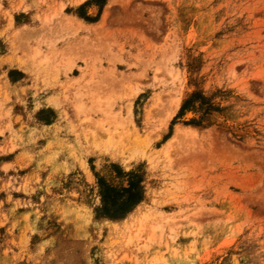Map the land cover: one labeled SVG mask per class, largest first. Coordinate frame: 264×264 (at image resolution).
<instances>
[{
    "label": "rangeland",
    "instance_id": "1",
    "mask_svg": "<svg viewBox=\"0 0 264 264\" xmlns=\"http://www.w3.org/2000/svg\"><path fill=\"white\" fill-rule=\"evenodd\" d=\"M0 264H264V0H0Z\"/></svg>",
    "mask_w": 264,
    "mask_h": 264
},
{
    "label": "trees",
    "instance_id": "2",
    "mask_svg": "<svg viewBox=\"0 0 264 264\" xmlns=\"http://www.w3.org/2000/svg\"><path fill=\"white\" fill-rule=\"evenodd\" d=\"M120 170V169H119ZM127 176L128 185L118 187L98 176L101 194L99 213L111 219H120L131 212L143 199L144 191L139 175L134 171H120Z\"/></svg>",
    "mask_w": 264,
    "mask_h": 264
},
{
    "label": "bare ground",
    "instance_id": "3",
    "mask_svg": "<svg viewBox=\"0 0 264 264\" xmlns=\"http://www.w3.org/2000/svg\"><path fill=\"white\" fill-rule=\"evenodd\" d=\"M92 10H93V9H92ZM177 100H179V99H177ZM178 104H179V103H178ZM175 105H177V102H176ZM175 107H176V106H175ZM174 110H175V109H174ZM169 111H170V110H169ZM169 111H167V113H168ZM172 112H173V111H170V112L167 114L168 117H170V116L172 115ZM167 115H166V116H167ZM168 117H167V118H168ZM167 118H166V119H167ZM166 121H167V120H166Z\"/></svg>",
    "mask_w": 264,
    "mask_h": 264
}]
</instances>
